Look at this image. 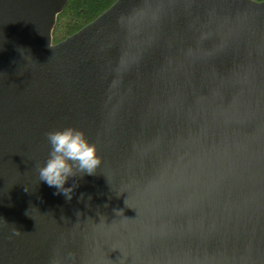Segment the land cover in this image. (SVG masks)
Instances as JSON below:
<instances>
[{
	"label": "water",
	"instance_id": "obj_1",
	"mask_svg": "<svg viewBox=\"0 0 264 264\" xmlns=\"http://www.w3.org/2000/svg\"><path fill=\"white\" fill-rule=\"evenodd\" d=\"M67 1L0 0V264H264V0H115L52 44ZM67 126L102 157L71 200L38 176Z\"/></svg>",
	"mask_w": 264,
	"mask_h": 264
},
{
	"label": "clouds",
	"instance_id": "obj_2",
	"mask_svg": "<svg viewBox=\"0 0 264 264\" xmlns=\"http://www.w3.org/2000/svg\"><path fill=\"white\" fill-rule=\"evenodd\" d=\"M45 136L50 149L47 159L38 167L39 179L49 187H54L56 194H62L66 200H71L77 185L73 183L65 187L66 183L73 177L95 174L102 164L98 147L88 140L83 130L74 126L48 131ZM25 191L28 190L25 188ZM20 234L15 228L14 235Z\"/></svg>",
	"mask_w": 264,
	"mask_h": 264
},
{
	"label": "trees",
	"instance_id": "obj_3",
	"mask_svg": "<svg viewBox=\"0 0 264 264\" xmlns=\"http://www.w3.org/2000/svg\"><path fill=\"white\" fill-rule=\"evenodd\" d=\"M115 0H68L57 16L51 43L59 42L91 22ZM262 1V0H255Z\"/></svg>",
	"mask_w": 264,
	"mask_h": 264
}]
</instances>
